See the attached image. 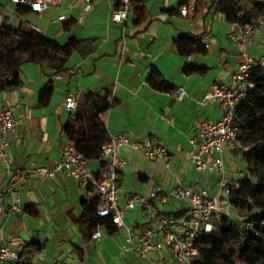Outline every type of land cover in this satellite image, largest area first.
Instances as JSON below:
<instances>
[{"label": "crops", "instance_id": "crops-1", "mask_svg": "<svg viewBox=\"0 0 264 264\" xmlns=\"http://www.w3.org/2000/svg\"><path fill=\"white\" fill-rule=\"evenodd\" d=\"M184 1L135 0L134 7L144 9L141 21H137L132 7L123 25L111 22L110 7L98 0L87 13L82 11L83 3L79 0L57 9L49 8L42 14L34 13L45 23L35 28L47 39L61 46L71 37L91 41V51L83 56L75 49L69 56L67 71L56 76H51L52 70L47 67L25 64L20 70L21 85L0 91V104L11 109L18 121L16 137L9 141L12 166L53 168L60 161L62 150L70 144L63 127L75 113L62 109L64 97L68 93L77 94V107H81L90 93L109 95L115 104L100 115L109 135L123 133L132 141L155 138L173 160L166 168L129 147L121 148L123 166L117 188L122 202L130 194L149 195L156 191L158 196L165 197L163 203L155 200L157 210L173 215L187 206L185 200L173 194L178 183L205 188L211 196L216 195V174L196 172L189 163V140L198 137L200 124L220 118L216 104L203 106L200 102L213 85L230 83L242 52L255 59L264 57V31L255 30L247 46L231 43L228 34L234 25L217 10L218 0H205L195 12L181 18L178 8ZM5 3L15 14L7 0ZM60 16L66 20L57 22ZM70 21L72 25L65 31L64 26ZM20 22L17 19L11 27L16 28ZM189 38L201 42L206 54H179L175 44L179 39L184 49L196 47ZM18 44L19 40L12 38L9 47ZM186 66L204 71L185 75ZM153 70L168 83V91L149 86L148 77ZM49 79L53 91L45 96L42 90ZM178 90H182L181 96L176 93ZM223 160L230 181L246 178V164L240 153H225ZM88 169L97 177L101 174L99 161L88 162ZM6 184L0 162V246L21 250L37 239L42 250L34 264H51L57 260L62 264H146L136 254L122 251L125 232L116 229L110 232L106 226L109 222L101 227L99 241L83 240L77 221L84 204L97 199L94 188L78 187L63 172H57L50 182L29 179L16 192L19 211L12 213L13 200ZM218 199L227 205L229 214L226 198ZM147 221L139 208L124 218L127 225L136 223L138 231L147 226ZM162 257L163 254H158L153 259Z\"/></svg>", "mask_w": 264, "mask_h": 264}, {"label": "built area", "instance_id": "built-area-1", "mask_svg": "<svg viewBox=\"0 0 264 264\" xmlns=\"http://www.w3.org/2000/svg\"><path fill=\"white\" fill-rule=\"evenodd\" d=\"M15 10L26 8L35 14H42L49 8L57 9L63 4L74 0H7ZM82 1V11L89 12L97 0ZM110 7V21L119 25L125 24L134 0H98ZM205 0H185L178 8V15L186 18L195 12L197 6ZM239 5L253 8L252 0H238ZM65 16H60L57 22H64ZM80 21V18H79ZM234 25L228 34V40L234 44L247 46L252 42L254 31H264V18H258ZM254 68H264V57L255 59L242 52V60L231 76L228 85L216 84L201 99V104H216L220 118L216 122L203 121L197 138L189 140V163L199 173L216 174L217 191L211 196L205 188H192L178 183L173 194L180 200H185L187 206L181 213L165 215L157 210L155 200L165 202L164 196H158L156 191L149 195L130 194L122 202L119 198L117 182L119 171L123 166L120 149L129 147L132 151L142 154L152 162H159L169 168L173 160L168 156L164 146L155 138L145 140H130L123 133L110 135L109 142L102 148L100 159L105 161L101 174L97 177L88 169V161L78 153L72 144L61 152L60 161L53 167L38 166L32 169L14 167L8 157L9 141L16 137L18 121L11 109L0 104V162L4 166L7 180L6 191L12 197L11 212L19 211L16 192L29 179L37 183L50 182L57 172H63L72 178L80 188H94L97 197L95 209V230L90 241H99L100 229L104 222H109L116 230L125 232L123 252L136 254L146 264H191L198 255V241L203 234L212 231L213 222L225 213L227 205L219 202V196H227L238 189L239 182L230 181L225 172L223 156L225 153L246 151L238 140V127L233 118L237 103L244 97L245 91L252 88L250 71ZM180 96L182 90L176 91ZM180 99V97H177ZM78 96L68 93L63 100L62 109L72 112L77 109ZM2 197H0V203ZM139 208L148 219L147 226L137 230V224L127 225L124 218L134 209ZM19 249L12 250L7 245L0 246V264H17ZM166 253V255H164ZM163 254L160 259L154 256ZM51 264H62L55 261Z\"/></svg>", "mask_w": 264, "mask_h": 264}, {"label": "trees", "instance_id": "trees-1", "mask_svg": "<svg viewBox=\"0 0 264 264\" xmlns=\"http://www.w3.org/2000/svg\"><path fill=\"white\" fill-rule=\"evenodd\" d=\"M135 1V0H134ZM132 7L137 21L143 15V7ZM253 8L241 6L238 0H218L217 10L225 19L238 26L251 20L264 18V0H252ZM15 15L30 13L26 8L18 7ZM72 22L64 26L69 31ZM12 38L19 40L15 48L9 47ZM195 48L184 49L180 39L175 42L179 54L198 52L206 54V48L196 38H189ZM91 41L77 40L73 37L65 45L47 39L29 22L24 21L13 28L0 25V91L15 89L21 85L20 70L25 64H35L52 70L51 76L67 71L66 65L71 53L77 49L83 56L90 53ZM204 69L186 66L185 75L202 73ZM252 88L245 91L244 97L237 103L233 122L238 127V140L248 149L240 153L246 164V178L238 181V189L226 198L234 211V216L225 213L214 220L212 231L203 234L198 241V255L191 264H264V68L250 71ZM148 84L157 91H168L169 85L153 70ZM52 80L42 90L45 96L52 94ZM109 95L88 94L85 104L77 107L73 116L64 125L63 132L75 150L88 162L99 161L101 169L105 161L100 159L102 148L109 142L110 135L100 119V115L112 107L115 102ZM97 199L84 204L83 213L77 221L79 233L85 242H89L95 230V209ZM107 229L115 228L106 223ZM218 245L221 252L213 250ZM42 250L37 239L25 244L19 254L17 264H34Z\"/></svg>", "mask_w": 264, "mask_h": 264}, {"label": "rangeland", "instance_id": "rangeland-1", "mask_svg": "<svg viewBox=\"0 0 264 264\" xmlns=\"http://www.w3.org/2000/svg\"><path fill=\"white\" fill-rule=\"evenodd\" d=\"M0 25L4 22L6 26H11L17 19L21 20V21H27L29 22L32 26L34 27H40L41 25H45L44 22H40L37 18L36 15L32 12L26 14L25 16L21 17V16H16L15 14H13L12 10L10 9L9 6H7V3H5V0H0ZM3 4V5H2ZM243 163L240 162V167L241 170H243ZM224 198V196H222ZM228 213V211L226 212ZM229 214L231 216H234V211H232V209H229ZM213 250L215 252H221L222 249H220V247L216 244L213 248ZM235 264H241L240 262L237 261V259L235 260Z\"/></svg>", "mask_w": 264, "mask_h": 264}]
</instances>
